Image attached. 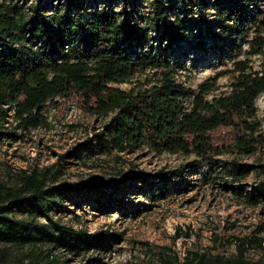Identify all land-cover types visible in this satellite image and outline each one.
Returning <instances> with one entry per match:
<instances>
[{
  "label": "trees",
  "instance_id": "16d2710c",
  "mask_svg": "<svg viewBox=\"0 0 264 264\" xmlns=\"http://www.w3.org/2000/svg\"><path fill=\"white\" fill-rule=\"evenodd\" d=\"M50 1L58 0H35L28 14L20 5L0 3V117H5L9 106L19 127L36 128L47 124L45 111L51 104L59 105L57 98L76 97L93 113H113L103 132L96 134L99 137L94 145L99 152L122 151L147 143L159 152L193 154L206 166L213 167L216 156L226 148L233 146L244 153L254 150L261 138L255 99L264 91L262 0H195L200 13L198 35L204 31L214 43L227 37L228 46H220L218 50L221 53L228 50L234 55L239 41L250 32L246 39L248 53L261 56L258 69L249 64L248 58L234 60L235 74L229 90L210 98L206 94L213 89L218 76L201 82L190 96L191 90L175 78L177 61L168 56L174 50L173 45L191 41L189 25L196 18L187 17L185 3L180 6L182 16L175 14L169 21L164 0H151L165 43L137 50L133 42L144 38L145 33L138 17L126 10L128 0H105L106 5L82 10L78 5L81 0H66L65 8L47 10L43 4L46 7ZM116 1L121 3L119 11L113 7ZM206 6L213 9L212 17L207 16ZM146 69L151 70L150 74H145L138 88L114 85ZM219 128L232 130L228 144H218L214 139L213 132ZM88 149L92 148L85 145L81 156ZM247 171L240 165L234 173ZM154 176L164 184L162 190H172L173 183L183 177L177 169L158 171ZM137 177L141 182L149 180L148 175ZM125 179L116 182L112 189L125 185ZM130 181L133 179L129 178ZM43 183L37 172L32 171L22 174L18 187L7 188L8 203L0 206V242L23 245L45 241L70 252L102 250L112 239V232H87L56 221L37 222L36 213L42 211L46 215V200L55 195ZM56 191V196L63 200L73 190L59 185ZM14 209L30 212L31 219L11 216ZM38 263L39 258L25 264ZM45 264L54 263L50 260ZM179 264H245V261L241 252L235 258L195 252L192 256L186 254Z\"/></svg>",
  "mask_w": 264,
  "mask_h": 264
},
{
  "label": "rangeland",
  "instance_id": "374dc122",
  "mask_svg": "<svg viewBox=\"0 0 264 264\" xmlns=\"http://www.w3.org/2000/svg\"><path fill=\"white\" fill-rule=\"evenodd\" d=\"M150 1L128 0L126 5V10L138 17L145 33L144 38L133 42L137 50L165 43ZM164 2L169 21L175 14L182 16V3L188 7L187 17L196 18L189 25L191 41L173 45L174 50L168 55L177 61L175 78L191 90L188 95L216 75L213 89L206 97L229 90L235 74L234 60L248 58L254 69L260 68L261 56L248 53L246 39L250 32L239 41L236 54L231 55L228 50L221 53L218 48L228 46L230 41L226 37L214 43L204 31L197 34L200 13L195 0ZM0 3L20 5L28 14L35 0ZM261 3L263 6L264 0ZM106 4L105 0L78 2L80 10ZM43 6L47 10L65 8L66 0L50 1ZM113 7L119 11L121 3L116 1ZM206 8L207 16L212 17L213 9ZM150 71L138 72L128 81L114 85L138 88ZM57 99L59 105L51 104L45 111L47 124L43 126L22 129L9 106L5 117H0V206L8 203L7 188L18 187L22 174L36 171L44 188L55 194L46 200V215L42 211L36 213L38 223L56 221L87 232L107 230L114 235L102 250L74 252L45 241L23 245L0 242V262L25 264L39 258L38 264L50 260L54 264H179L186 254L192 256L195 252L226 258H235L241 252L245 264H264V91L255 99L261 138L254 150L244 153L233 146L226 148L216 156L213 167L193 154L159 152L147 143L122 151L99 152L94 145L99 137L96 134L103 132L113 113H93L76 97ZM232 135L229 128L213 132L218 144H228ZM85 145L92 149L81 156ZM240 165L248 169L245 174L234 173ZM174 169L180 170L182 179L172 182V190H162L164 184L154 175ZM138 174L148 175V182H141ZM123 178L125 185L112 189ZM129 178L133 182L129 183ZM59 185L73 190L63 200L56 196ZM10 215L25 219L32 216L19 209Z\"/></svg>",
  "mask_w": 264,
  "mask_h": 264
}]
</instances>
